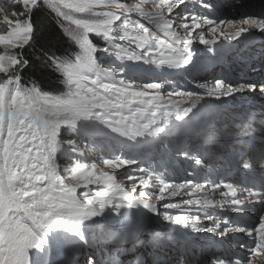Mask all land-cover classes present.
Returning <instances> with one entry per match:
<instances>
[{
    "label": "snow or ice",
    "instance_id": "1",
    "mask_svg": "<svg viewBox=\"0 0 264 264\" xmlns=\"http://www.w3.org/2000/svg\"><path fill=\"white\" fill-rule=\"evenodd\" d=\"M17 2L22 4L23 11L13 12L12 15L20 18L12 20L5 16L2 23L8 26V30L0 33V264H51L47 257L56 250L58 241H70L74 249L97 243L110 233L109 226L114 220L112 214H125L122 209H144L174 225L188 227L191 223L197 230L195 221L200 219L199 216L160 213L156 202L165 201V193L174 197L190 185L194 192L203 191L206 185H193L191 180L166 183L163 174L151 166L137 167L134 171L141 175L138 177L139 192L135 195L137 185L133 183L131 189L126 188L118 181L115 170L135 165L137 159L117 148H113L109 158L100 157L98 153L102 149L95 141L91 143L90 151L97 154L98 160L89 163L77 159L70 168H63V172L70 175H62L59 159L73 158L70 153H81L82 150L76 141H64L61 137L75 134L82 140L101 132L103 127L139 144L141 141L138 138H158L167 131L173 116L176 121H182L201 104L202 97L195 92L169 91L165 105L163 82H146L136 86L135 82H126L123 76L117 80V73H123L124 68L102 67L96 59L97 52L114 55L115 60L120 62L143 61L160 71L177 69L190 63V46L194 39L209 45L215 42L218 33L225 39L233 40L252 28L264 31V20L249 16L242 20V25L247 26L244 27L225 20L217 24L206 16L187 10L182 15L176 10L186 5L187 0ZM42 7L51 9L77 30L72 38L79 50L74 55L60 57L54 52L44 54L42 66L53 68L62 76L60 82L64 91L58 94L43 91L34 80L30 81V86L22 83V70L30 64L23 49L30 45L33 38L31 15ZM203 7L211 5L205 3ZM2 11L3 4L0 3ZM132 13L137 18H133ZM141 20L147 21L148 26ZM189 20L191 25L187 22ZM205 25L209 26L208 32L213 36L211 40L205 39L202 30ZM220 26H226L227 30ZM197 29L200 31L196 32ZM158 33L169 39L161 40ZM90 34L100 36L104 46L94 44ZM117 40L127 42L128 47L116 43ZM199 87L207 88L208 95L220 99L245 87L254 89L256 85L233 88L216 79L214 85L200 84ZM261 90L264 91V85H261ZM172 97L181 99L173 100ZM182 103L187 106L181 107ZM180 154L194 160L197 165L201 164L199 158L190 156L188 152ZM229 158L238 159L239 156L232 153ZM98 164L113 169V172L104 171ZM244 167L250 168V164L245 161ZM127 179L134 180L131 175ZM157 187L159 194L147 191ZM219 187L218 184L213 185V190ZM227 187L236 197L231 186ZM253 196L260 197V203L264 204V191L253 193L248 190L246 198ZM183 203L200 204L201 201L185 200ZM203 203L212 206L207 197ZM241 203L236 198L231 200L233 206ZM162 207L174 209L179 205L165 202ZM205 219L212 220L213 217L205 214ZM237 230L245 231L243 228ZM204 231L223 237L230 229L224 227L221 231L217 225ZM248 234L251 236V231ZM130 235L131 242H139L138 235ZM162 244L163 241L153 234L152 247L159 248ZM261 256H264V217L255 228V244L249 245L246 257L235 260L213 257L212 264H254L252 258ZM87 264H94V260L89 257ZM110 264L117 262L110 261ZM255 264H264V261Z\"/></svg>",
    "mask_w": 264,
    "mask_h": 264
},
{
    "label": "trees",
    "instance_id": "2",
    "mask_svg": "<svg viewBox=\"0 0 264 264\" xmlns=\"http://www.w3.org/2000/svg\"><path fill=\"white\" fill-rule=\"evenodd\" d=\"M0 3L3 4L5 9L9 7L17 13L23 11V6L17 0H0ZM31 23L34 27L33 38L30 45L25 46L23 49L24 56L30 61V64L22 70V83L25 86H30V81L34 80L42 90L61 91V75L53 68L42 66V61L45 58V53L51 54L54 52L60 57H66L70 54L74 55L79 50L78 45L72 38L77 30L74 25L64 21L47 7L34 11L31 15ZM7 30L8 28L4 27V23H2L0 32H6ZM90 38L93 43L103 44V40L95 34H90ZM97 54L101 61L107 55V53Z\"/></svg>",
    "mask_w": 264,
    "mask_h": 264
},
{
    "label": "rangeland",
    "instance_id": "3",
    "mask_svg": "<svg viewBox=\"0 0 264 264\" xmlns=\"http://www.w3.org/2000/svg\"><path fill=\"white\" fill-rule=\"evenodd\" d=\"M134 1L135 2H138V0H120L121 3H133ZM187 2L190 3V1H188V0H187ZM177 11H180L181 14H183V12H185V9L182 8V7H180ZM13 12H16V11L10 9L9 7L6 8V9L3 8V11L0 12V25L2 24V21H3V19H4L5 16H7L9 19H12V20L17 19L15 17H13V15H12ZM133 18H134V16H133ZM135 18H137V17L135 16ZM141 22L145 23L146 26H148L147 25V22L142 21V20H141ZM174 26H175V24H174ZM4 27L8 28L6 24H4ZM178 30L181 31V33H183L182 30H180V29H178ZM0 33H6V32H0ZM162 38L165 39L164 37H162ZM116 43H119V44L124 45L125 47H128V45L123 44L122 41H118L117 40ZM125 43H127V42H125ZM94 44L100 45V46H104L101 43H94ZM131 46H132V48L135 47L134 45H131ZM99 52H103V51H99ZM99 52H97V53H99ZM97 53H96V59H97L98 63H101V66L102 67H108V66H110V67H117L118 68V67H121L122 66L124 68V71L127 73V75L140 74V73H146V72L156 73V72H159L160 71V70L156 69L155 66L149 65V64H145V63H143V61H135V62L134 61H123V62L117 61V60H115L114 55H110V54H107L105 56V59L103 61H101V59L98 57V54ZM139 66H141V67H139ZM121 74L122 73H119L118 72L117 73V77L120 76ZM189 74L190 75H193L195 77H199V76L202 75V73L199 74L195 70H191L189 72ZM208 79H209V77H203V79H199V82H204L205 80H208ZM190 88H191L190 91L197 93L200 97H202V99L209 98L210 97L208 95V93L205 92L203 89H200L199 85L196 84L195 82H194L193 85H190ZM186 90L188 91V88L187 87H186ZM195 98L196 97H193L192 99H195ZM62 131L66 133L67 130H62ZM108 131H110V129H108ZM63 136H64V141L74 140V141H76L79 144V141L76 140L73 135L70 136L69 134H64ZM86 141L90 142L91 141L90 140V137ZM109 146H110V148H117V149L120 148V145H118L116 141L110 143ZM85 147H86V150H87V152H88V154L90 156L89 159L87 158V156L84 157V160H86V162H87V160L88 161H91L93 159H98V156L101 155V153H102V151H100L98 153V156H97V154H93V153L90 155V153H89L90 146L89 145H85ZM85 147H84L83 150H85ZM155 151H157V150L155 149ZM149 152L152 153V151H149ZM107 153H112L111 149H108V152ZM103 158H105V157H103ZM137 167H138V164H135V165L124 166V167H122L120 169H116L115 170V174L117 175V178L118 179H121V183H123L126 186V188L131 189L133 183H135L137 185V192L134 193L135 195H138V192H139V180H138V177L141 175L139 172L134 171V169L137 168ZM105 170L106 171H112L113 172V169H110V168H107V167H105ZM129 175H131L134 178V180L127 179V177ZM80 190H83V189H79V191ZM147 191H149L150 193H153L154 192L155 194H159L158 187L155 188V189L149 188V189H147ZM172 214L174 215V212H172ZM182 214H183V212L178 213L177 215H182ZM188 215H189V213H188ZM198 221H195V222H198ZM115 239L116 238H114V235L105 234L101 238L102 246H103V248H104V250H105L106 253L112 254V256L114 257L113 261L117 262V264H125L124 259L127 256L126 253H128V248L118 246ZM147 240H151L152 241L153 238L150 239L149 238V234H146L143 237V239L140 240V241H147ZM87 259H88V255H85L80 260L79 259L75 260V264H87ZM92 259L94 260V258H92ZM94 264H95V260H94Z\"/></svg>",
    "mask_w": 264,
    "mask_h": 264
},
{
    "label": "bare ground",
    "instance_id": "4",
    "mask_svg": "<svg viewBox=\"0 0 264 264\" xmlns=\"http://www.w3.org/2000/svg\"><path fill=\"white\" fill-rule=\"evenodd\" d=\"M135 2V1H134ZM134 18H135V16H134ZM242 20L243 19H239V20H232V22L234 23V24H236V25H238V26H240V25H242ZM258 29V28H257ZM159 34H162V33H159ZM163 35V34H162ZM207 35H209L208 33H207ZM167 38V37H166ZM124 44V43H123ZM179 46H182V45H179ZM132 47V46H131ZM99 57V56H98ZM106 61V60H105ZM125 63V62H124ZM101 64V63H100ZM126 64V63H125ZM108 67H110V66H108ZM139 67H141V66H139ZM142 70V69H141ZM212 85H214V82H212L211 83ZM135 85L136 86H139L140 84L139 83H136L135 82ZM235 88H238V86L237 87H235ZM244 92L245 91H247V87H245L244 89ZM258 101H260V102H264V100H260V99H258ZM167 102L168 101H165L164 100V104L165 105H167ZM181 107H186L187 106V104L186 103H182L181 105H180ZM202 107L200 106V105H198L197 106V109H194L193 110V113H190L189 114V116L188 117H184L183 118V120L182 121H176L175 120V117L173 116L172 118H171V120H170V125L169 126H167V131H166V133H175L176 131H178V130H180V128L181 127H183V122H184V119L185 118H196V115L194 114L196 111L198 112V113H200L201 111H202V109H201ZM193 114V115H192ZM71 136V135H70ZM72 138V137H71ZM96 136L95 135H92V136H90V142H88V141H86V140H88L89 139V137H87V138H85V142H84V147H85V145H91V143L93 142V140H96ZM138 139H140L141 141H143V142H145L146 141V138H138ZM82 156H89V154H88V152H87V150H86V147H85V150H83V153H82ZM202 195H203V193H202ZM216 212V209H212L211 210V212L209 213V215L210 216H213V215H215V214H219V213H215ZM125 213H131V210H128L127 212H125ZM220 220H221V216H218V222H220ZM218 225H220V223H218ZM210 226V225H209ZM208 226V227H209ZM217 226V225H216ZM215 227V226H214ZM228 228L230 229V231H229V233H235V234H237L238 233V231L239 230H237L238 229V227H237V225H234V224H232V223H230L229 224V226H228ZM229 233L225 236V238H226V240H227V237H228V235H229ZM212 234H214V233H212V232H210V235H212ZM203 238H206V235L203 237ZM219 240L220 242H221V239H220V237L219 236H217V237H212V241H214V240ZM228 240H233L232 239V237H228ZM205 241H207V240H205ZM206 245H207V248H208V252H211L213 249H215L216 248V244H214V243H206L204 246H200V247H198L197 248V250H206ZM65 250V249H64ZM85 249L82 251V255L85 253ZM68 262V261H67ZM211 262V261H210Z\"/></svg>",
    "mask_w": 264,
    "mask_h": 264
}]
</instances>
